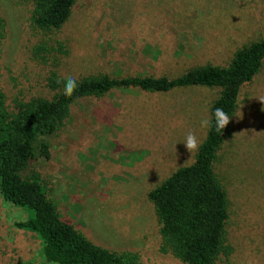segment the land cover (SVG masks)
Listing matches in <instances>:
<instances>
[{"label": "rangeland", "instance_id": "rangeland-1", "mask_svg": "<svg viewBox=\"0 0 264 264\" xmlns=\"http://www.w3.org/2000/svg\"><path fill=\"white\" fill-rule=\"evenodd\" d=\"M36 0H0V84L11 97L53 98L54 72L175 78L206 64L226 66L235 52L264 39V0H76L60 29L33 23ZM44 46L40 52L38 47ZM220 87L166 92L116 87L71 105L45 136L50 157L36 169L64 221L108 249L134 252L140 264H186L163 249L149 192L195 161ZM13 97V98H12ZM264 63L240 90L215 171L229 200L232 252L218 264H264ZM201 141L190 153L183 141ZM27 213L0 194V264L45 260L36 234L16 222Z\"/></svg>", "mask_w": 264, "mask_h": 264}, {"label": "trees", "instance_id": "trees-1", "mask_svg": "<svg viewBox=\"0 0 264 264\" xmlns=\"http://www.w3.org/2000/svg\"><path fill=\"white\" fill-rule=\"evenodd\" d=\"M76 0H36L33 23L40 29H60L69 19ZM44 46L38 47L40 52ZM264 63V39L237 50L226 66L206 64L175 78L136 75L117 77L91 75L77 79L78 87L65 96L64 76L56 72L47 87L53 98L11 97L0 84V194L24 208V220L15 224L34 233L49 263L57 264H140L134 252H118L89 240L73 224L64 221L49 195L41 174L32 164L38 157H50L45 136L53 135L70 117L71 105L86 96H103L116 87H137L166 92L194 85L220 87L211 107V127L195 161L172 173L149 192L161 224L163 249L186 264H218L232 252L226 224L229 200L215 171L226 128L217 132L214 111L222 108L231 117L238 105L241 88L256 76ZM13 98V97H12ZM16 264H35L19 260Z\"/></svg>", "mask_w": 264, "mask_h": 264}, {"label": "clouds", "instance_id": "clouds-1", "mask_svg": "<svg viewBox=\"0 0 264 264\" xmlns=\"http://www.w3.org/2000/svg\"><path fill=\"white\" fill-rule=\"evenodd\" d=\"M78 87L77 84V78L74 76H68L65 78L64 81V89L63 94L65 96H71L74 92V90ZM264 101V100H262ZM214 118L216 121V127L215 130L217 132H220L221 130H224L225 127L229 124L230 117L227 115V113L222 108H216L214 113ZM201 127L202 128H210L211 127V121L207 118L201 120ZM184 145L186 146L187 150L192 153L198 150L201 141L198 140L197 136L189 132L184 141Z\"/></svg>", "mask_w": 264, "mask_h": 264}]
</instances>
